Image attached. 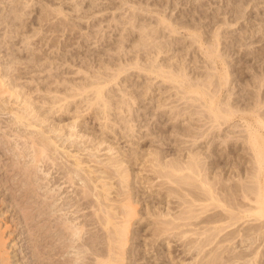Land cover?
I'll return each mask as SVG.
<instances>
[{
  "label": "bare ground",
  "instance_id": "6f19581e",
  "mask_svg": "<svg viewBox=\"0 0 264 264\" xmlns=\"http://www.w3.org/2000/svg\"><path fill=\"white\" fill-rule=\"evenodd\" d=\"M178 2L179 0H177V3ZM193 2L194 1H192V3ZM194 4H196V2ZM141 5H138L139 7L132 6V9H134V17L141 24L140 26L138 25V37H141V41L133 50V54L137 57V59H135L136 62H128L126 65L120 66L113 76L109 75V77L106 76V78L101 75L98 76L99 78H96V82L93 80L96 85L90 87H93L91 91H93L92 93L95 95L93 96L94 98L92 97L90 102H88V97L83 99L88 100L89 107L99 106L96 111L94 110L96 115L95 119L98 121L104 120L101 122L103 127L105 126V128L110 129L112 133H116L117 130H114V126L120 125L118 129L121 131L118 140L125 138L129 141L132 136H135V125L138 122L140 126H148L146 128L148 130L147 134L141 133V136L138 137V144L143 145V143L147 142L153 144L157 141L161 143V145H165V149L162 147V149L157 150V152L154 151L152 157L147 160L150 168H144V170L151 173V177L149 176L150 179H158L157 183L164 186V189L166 187L167 192H169L168 196L171 195L178 200L172 201L178 205L176 207L184 206L186 208L183 210L182 207L181 213L179 212L180 214L178 212L175 214V211L173 213L169 212L170 208H167V213L162 212L160 209L161 213L158 212L159 214H155L158 215V218L161 217L159 219L160 222L157 223L154 232L151 234L156 233L159 237H162L174 230H178L180 233H186L187 230L184 229V231L182 229L192 225L196 227L193 228V230L190 229L194 231L192 234L197 235V238H199L192 243H198V245H200L199 252L203 251L208 246L209 249L212 243H220L217 248H221V250L217 248L213 249L215 254H213L214 256L212 259L209 257L212 256L210 255L212 250L209 249V251L205 249L209 251V253H205L202 259H200L202 264H239V262L242 263V261L248 264H251V262L255 264L258 257L260 259L261 256H264L263 248L261 249L260 247V249L263 250V255H261L258 249L259 245L257 244L258 246H255L256 243L260 245L264 243V98L260 99L257 97L251 99L247 96L250 100L245 102H249L248 108L242 100L244 103L243 105L246 107L245 109L236 107L237 105H234L235 99L233 100L232 97H227V99H224L225 97L223 98L224 91L231 83L233 84L234 80L231 79L232 77L230 76L231 69L229 70V67L231 65L228 64L229 62H226L227 59H225L226 61L223 59L224 55L222 56L219 52L220 50H218L221 35H219L217 31L213 34L212 38H210L211 40L207 39L204 33L199 32L196 28L192 29L191 25H180L186 15L182 16L181 20L174 19V17L172 18L169 14H167L168 16H164L160 13L152 15L154 12L152 9H148L149 6H147V4V8L143 7L144 4ZM118 9H121V7ZM148 14L151 15L147 16ZM133 18H131V21ZM152 18H155V20L151 21ZM142 19L144 20L143 22L140 21ZM153 21L156 22L155 26L150 25L151 22L154 23ZM181 29L189 30V35L192 37V44L194 42L198 44L202 50L205 63H209L210 66L208 67H211L210 72L208 70L205 72L207 76L204 75L205 79H202V76L200 78L197 77L200 70L198 68L199 65H197V63L201 61L200 56H195L194 60L190 59L191 61H188L189 59L186 60L187 57L180 58L177 54L175 55V57H177L176 59H174L175 57L173 58V56L171 57L173 53H176L177 46L179 47L181 44L174 36L180 34ZM166 30L169 34L173 35V39L169 40L170 42L165 39V41L159 40L160 38H165ZM181 46L183 45L181 44ZM189 49L184 53L187 54ZM258 55L259 54L251 56L258 59ZM247 56L246 54V57ZM127 67H130V69L132 67L137 68L139 72H137L138 78L141 79L139 82H145L147 85L145 86V83L144 86L142 83H135V85L137 84L135 86L137 88L135 95L132 96L131 93H126L125 90H123V97L120 96L121 98L119 97V99L115 100L113 97L116 95L113 96V94H111L114 90L108 88L109 84L116 81L121 73L126 72L129 69H127ZM114 71L115 69L113 73ZM240 71L237 76L239 75V80L243 81V73ZM208 72L209 74L207 75ZM102 74L104 73L102 72ZM256 74H254L255 77L253 80H246L245 83L248 86L255 84L257 81L261 82V79L258 78V75L256 77ZM92 77L93 76H91V78ZM150 78L155 80L158 79L157 81L163 82L157 85L152 81L151 83L145 81ZM75 88L76 87H74V89ZM122 88H120V90ZM83 89V91H80L86 94L89 88L87 89L85 86ZM5 90L7 93V89ZM171 92L176 96L172 97ZM0 93L2 94L3 92L0 91ZM229 93L232 94L233 92H228L226 96L230 95ZM108 94L111 96H107ZM167 94L169 96L171 94V100H169L170 98L164 100ZM128 95L130 98H125V96ZM1 96L0 113L4 111L10 112V114L14 113V118L12 117V119L13 121L15 120V123L13 122L14 125L16 124V128H13L14 132H16L15 135L24 139L22 143L28 144V147H24L25 145L20 147L19 145L21 143H15L14 152L16 153L14 157L18 158H16V161L19 160V164L21 165L14 164L8 168L6 165V174H8V172H12V174L3 175V177L0 174V264H78V262L82 261H78L82 254L79 255L80 252L74 250L77 247L75 246L77 240L81 241L80 248H82L83 245L84 248L86 247L85 250H89L88 247L93 246L91 245L92 243H99V245L103 242L104 244L109 243L108 251L107 249H100V251L96 253L93 249V253L98 255L95 264H120L122 259L118 261V258L124 255V251L120 254L118 250H120L121 247H125V243L129 241L127 236L128 233L126 232L132 224V219L137 216V206H135V203L138 202L136 200H139L137 198L139 196H137L138 194L136 192L135 194H137V197H133V192H135L134 189L132 193L129 192V194H125L126 196L121 194L124 197H122L121 200L119 197L118 200L113 199L110 194L113 188V190L116 191L117 187L115 189V184L117 180L118 184L122 183V186H124V183L128 185L127 181L130 183L129 178L133 168L132 166L136 165L138 161L142 162L143 159L141 158L143 156L139 157L138 154H135L134 158L130 156V158L126 160L124 158L126 154L121 152L118 147L116 151L117 154H119L114 156L113 154L115 151H113V149H116V147L113 146L114 142H109L108 132H106L103 133L105 134L104 138L98 140L94 139L97 141H95L96 143L91 142L94 141L92 139L89 142L94 144H92L94 147H91L93 151L106 149L107 147L105 146L103 149H100V147L109 142L110 146L106 149V155L104 154L107 158L99 159L100 156L98 155L101 154L98 152V155H96L95 151L90 152L91 154L87 152L90 157L95 159L90 160L88 157L83 158L81 150L86 151L85 149H88V146H84L87 144L88 140L82 139V142L79 137L81 132L79 136L76 133V127L79 124L75 125L74 122L68 125L70 133L66 136L67 138L65 137L66 139H64L66 140L65 142H69V145L63 144L65 143L64 140L60 144L59 140L61 137L58 139V133L60 132V134L66 135L67 130L65 133H61L65 131L60 128L61 126H55V129L51 128V130L44 129L45 127L43 124H46L49 116H43L44 112H42L39 107L35 106V103L28 102V99L26 101L29 103L30 107L33 106L32 110L35 111V114L30 117L31 113L30 111L28 112V110H26L27 113L23 110H16V112H14V109L11 108V102H9L11 105L8 104V101L5 100L6 97L4 98V96ZM76 96L78 95L66 93L65 97L62 96L63 98L59 99L57 97V100H53L54 102L52 104H59L58 109L55 106L56 110L62 111L63 115V113H67L69 104L73 102L71 100ZM69 98L72 99L69 100ZM131 99L133 101H131ZM245 100L247 99L245 98ZM13 103L15 104V102ZM135 104L137 113L133 109ZM116 109L120 112L112 114L111 111H117ZM239 112L240 114L242 112L245 113L244 115H240L245 125H243L244 128H241V130H237L240 134L236 135V130L235 132L233 130H226L229 126L231 129L234 122L236 123V121L233 120L239 117ZM47 115L49 114L47 113ZM11 122L12 121H10V123ZM111 122H113V124ZM225 125H227V127H224ZM238 126L240 125H235L234 129ZM56 132H58V136L55 135ZM7 133H10V131ZM75 135L77 137H75ZM116 135L118 136V134ZM11 136L7 135L6 137L11 138ZM78 137L80 140L79 142ZM170 137H175L176 141L173 139L172 141ZM142 139L143 141L140 143ZM169 139L172 142H170ZM9 140L11 141L9 138L6 142L0 141L1 146L5 147L6 145L7 147ZM178 140H181V142H177ZM174 141L178 144L173 147L170 143L175 145ZM82 146H84V148H82ZM6 147L3 149H6ZM5 151L7 152L8 149L3 152L5 153ZM171 152L176 154L177 157L166 160V156ZM28 155L30 156L29 161L31 163L26 165L27 162L24 161L23 164V162H21L23 161L22 158L25 160ZM183 155L186 159L183 158L182 160L181 156L183 157ZM83 156L85 155L83 154ZM123 163L128 166L124 165L125 167H123ZM42 167V170L45 171V175L38 174V170L41 172ZM52 167H54L55 170L51 173L49 169ZM50 173L51 175L57 174V176L55 175L53 178ZM49 175L54 181L48 178ZM16 177H18L16 180H21V184L18 181L16 183L13 182ZM61 179H63V181ZM39 180H43L46 183L43 181L44 184L42 182L40 183ZM60 180L62 181L61 183H59ZM49 183H52L50 184L51 186H49ZM61 184H64L65 187L68 184V188L73 185H80L81 187L80 189L77 186V188L80 189L79 192L76 190L73 191L76 192L75 197L69 198L68 201H66L65 206L67 207L68 205V211L64 208L66 212L63 213V206L62 209L60 208L59 210H57V207H54L55 204L56 206L62 204L57 205L56 203L58 195L60 196L65 189L62 190ZM54 185L58 188L57 192V188H52ZM44 186L47 190L45 189V192H41ZM9 189H11V191L7 192ZM60 189L62 192H59ZM18 191L20 192L19 194L17 193ZM115 194L116 193H114V195ZM66 197L67 196L64 198ZM91 206L96 207L93 213V216L96 218H92L90 215L92 213L90 212L89 214L82 212L89 209ZM73 207L76 208L72 209ZM169 207L171 206L169 205ZM58 211L61 213L58 214ZM68 212L71 214H73V212H82L80 215L82 219L80 217V222H77L76 220L79 219V216L72 217L74 214L71 216ZM68 214L70 216H68ZM94 219L103 230H105V233L103 232L104 235H102L104 236V240L101 238L103 242L99 240V236L96 237L89 232L88 226H91L94 222H92V220ZM190 220L193 221L190 222ZM7 240H9V242ZM232 243H244L245 246L243 249L237 251L236 249L238 247L230 248L228 246ZM65 253H67V257L62 256L64 259L62 258L63 260H61L60 256L62 254L65 255ZM85 258L86 257H84V260ZM88 258L90 257L88 256ZM206 258L210 259L205 260ZM86 262L85 264H89L87 260ZM244 262L243 264H245ZM262 262H264V259Z\"/></svg>",
  "mask_w": 264,
  "mask_h": 264
},
{
  "label": "rangeland",
  "instance_id": "374dc122",
  "mask_svg": "<svg viewBox=\"0 0 264 264\" xmlns=\"http://www.w3.org/2000/svg\"><path fill=\"white\" fill-rule=\"evenodd\" d=\"M192 1L194 2L192 3ZM140 2L142 5L144 4L143 7H146L147 4V6H149L148 9L149 8L150 10L152 9V11L154 12V13L152 12L153 13L152 15H157L160 13L164 16H168L167 14H169V16L171 15L172 18L174 17V19L177 20H181V17L186 15L183 19L182 24L180 25L181 26H183L184 24L191 25L192 29L196 28L199 32L204 33V36L207 39L212 38L213 34L216 31L219 33V35H221V37L219 36L221 39L218 50H220L219 52L222 54V56L224 55L223 59L224 60L227 59V61L226 60L225 61L227 63L229 62L228 64L232 66L229 67V70L231 69L230 76L232 77L231 79L234 80V81L232 80L233 84L231 83V85H229L224 91L223 94V98L225 97L224 99H227V97L229 98L232 97L233 100L235 99L234 105L235 106L237 105L236 107H239L240 109H245L246 107L243 104L247 101H250L249 98L251 99L257 97H259L260 99L264 98L263 97L264 95V0H179L178 3L177 0L176 1L175 0H169V1L168 0H149V1L148 0H0V83H1L0 91L3 92L2 94L0 93V96L2 95L1 97L4 96V98L6 97L5 100L8 101V104H10L9 102H11L12 104L11 108L14 109L13 110L14 112H16V110L17 111L23 110L27 113L26 110H28V112L30 111L31 113L30 117L35 114L34 113L35 111L32 110L33 106L30 107L29 103H27L26 101L28 99V102L35 103L34 105L39 107V109L42 112H44L43 116L44 115L49 116V119L48 121H46V124L45 123L43 124L45 127L44 129L51 130V128L55 129V126L56 127L61 126L60 128L62 130H65L62 131L61 133L63 132L65 133L67 130L66 135L60 134L59 131H58L59 133L56 132L55 135H57V133L59 134L58 139H60L61 137V139L59 140L60 144L63 142V140L64 142L66 141L65 140L67 138L66 136H68V134L70 133V128H68L69 127L68 125L74 122L75 125L79 124L76 127V133L79 136L81 132V135L79 136L80 140L82 139L86 141L88 140L87 144L84 145V146H88L87 147L88 149H85L86 151L81 150L83 158L88 157L90 160L95 159L90 157V155H88L87 152L91 154L90 152L93 151L91 150V147L92 148L94 147L93 143H96L97 142L96 140L100 138H104L105 134L103 133L106 132H108L107 134L110 139L109 142L110 141L114 142L113 146L116 147V149H113V151H115L113 154L114 156L115 155L117 156L119 154V153L117 154L116 151L117 147L120 148L119 150L121 152H124V154H126L124 156L126 160L127 158H130V156L131 158L132 156L134 158L135 154L136 155L138 154L139 157L143 156L141 158L143 159L142 162L138 161L136 162V165L132 166L133 168L129 178L131 184L129 183V181H127L128 185L126 183L127 185L126 186L124 183L123 184L124 186H122V183L118 184V180H117L115 184V189L116 187L117 189L115 191L113 190L114 189L113 188L112 193L110 194L113 199L118 200L119 197V199L121 200L123 195L126 196L125 194L127 193L129 194V192L132 193L134 189L135 192H133V197L139 196L137 197L139 200H136L138 202L135 203V206H137V216H135L132 219L131 226L132 225L133 226L132 227L130 226L129 229H127L128 231L126 232L128 233V235L127 234L126 235L128 236L129 241L125 243V247L122 248L120 246L122 250L121 249L118 250L120 251V254H122L123 253L122 251H124L123 253L124 255H121V257L119 256L120 258H118V261L122 259V261H120V264H202L201 263L202 261L200 262V259H202L203 255H205V253L208 254L209 251L212 250V252H210V255L212 256H209L212 259V257L214 256L213 254H215L213 249L217 248L220 245V243L219 244L212 243L214 246L211 244L209 248L210 250L208 249L209 246L205 248L208 249L209 251H206L204 249L203 251L199 252L200 245H198V243L197 244L192 243L193 241L195 242L197 239H199L197 238V235L192 234L194 231H191L193 230V228L196 227L192 225L188 227H184L182 230L184 229L187 230L188 232L186 231V233L185 232L180 233L178 230H174L171 233L162 236L163 238L159 237L156 233H154L155 235L151 234L154 232V228L156 227L157 223L160 222L159 219L161 218V217L158 218V215L155 214H157L158 212L161 213V210L162 212L167 213L169 208H170L169 212L173 213L175 211L174 213L177 214L176 212L181 213L182 207L183 210L184 208H186L184 206L176 207L178 205H176V203L172 201H176L177 199H175L171 195L168 196L169 192H167L166 187L164 189V186L159 185L157 183L158 179H156L157 181L154 178L150 179L151 173L144 170V168L146 169L150 168L149 164L147 163V160H149L152 157L154 151L157 152V150L162 149V147L165 149L166 148L165 145L163 146V144L161 145V143L157 141L153 144H150L149 142L143 143V145L138 144L139 142L138 137L141 136V133L147 134L148 130L146 128L148 126L146 125L140 126L138 125L137 121H136L137 122L136 125L134 122L135 130H136L134 133L135 136H132L129 141H127L125 138H121L120 140H118L121 131L120 129H118L120 125L114 126V130L115 131L117 130L116 133L115 132L112 133V131L110 129H106L105 126L103 127L102 126L103 124L101 122H103L104 120L98 121L95 119L96 116L95 111L99 106H95V107L91 106L92 107L91 108L89 107V103H88L90 102L91 98L95 96L93 95L94 93H92L93 91L91 90H93V87L96 85V83L94 82H96V78H99L98 76L101 75L102 77L105 78L106 76L109 77V75L113 76L115 72H117L120 66L126 65L128 62L129 63L136 62L135 59H137V57L135 56V54H133L134 52L133 50L140 44L141 41L140 39L141 37L140 38L138 37V32H139L138 25L140 26L141 24L134 17V13H133L134 9H132L133 8L132 6L139 7L138 5H141ZM195 2L196 4H194ZM189 3L190 4L192 3L193 5L192 4L190 5ZM119 7H121V9H118ZM150 15L151 14H148L147 16ZM131 18H133L132 21ZM152 20H155V18H152L151 21ZM140 21L143 22L144 20L142 19ZM153 22L154 23L151 22L150 24L151 26L156 25V22L155 21ZM188 31H189L188 29H181L180 34L174 35L176 37V40H179V43L181 42L183 46H181V44L179 47L177 46L176 53L175 54L173 53L171 57L173 56L174 58L175 55L177 54L180 56V58L187 57L186 60L189 59L188 61H191L194 60L195 56L196 57L200 56L201 61L197 63V65H199L198 68L200 69V70L197 69L199 70L197 77L200 78L202 76L201 78L203 79L206 76L205 72H207V70L210 72L211 67H208L210 66L209 63L208 64L205 63L202 50L198 46V44L195 42H194L195 44L193 43L194 45L192 44V37L189 35ZM168 34L169 32L166 30L165 38L163 37L162 39L160 38L159 40L163 41L165 39L166 41L170 42L169 40L173 39V35L171 34L168 35ZM187 46L188 49L189 48L190 49L189 52L186 54L184 52L185 51L187 52L188 50ZM255 53L259 54L258 59L251 56V55L255 56L256 55ZM246 54L248 55L247 57ZM176 58L177 57H175L174 59ZM112 69L113 70L115 69L114 73ZM127 69H128L126 71L127 73L126 72L121 73L119 75V78L116 81L112 82L113 84L112 83L109 84L108 88H112V90H114L111 94H113V96L114 95L117 96V98L116 96L113 97V99L115 98V100L119 99L120 96L123 97L124 95L123 90H125L126 93L127 92L131 93L132 96L135 95L137 89L135 87L137 84L135 85V83H138L141 80L138 78L139 72L137 68L132 67L130 69V67H127ZM239 71L244 74V75L242 74V76L244 77L243 81L239 80V75L237 76ZM102 72L104 74H102ZM209 72L207 73V75L209 74ZM254 74H256V77L258 75V78L261 79V82L257 81L255 84H253L254 86L253 85L248 86L245 82L246 80L249 81L253 80V78L255 77ZM90 75L93 76L94 78L93 77L91 78ZM157 80L150 78L149 80H145V81H148L150 83L152 81L157 85L162 84L163 81L159 82ZM139 83H142V81ZM144 83H142L143 86ZM146 85L147 84L145 83V86ZM85 86L87 89L89 88L88 90H90L91 92L88 90L86 91V94L85 92H82ZM91 86L93 87L90 88ZM74 87H76L75 88L76 90L74 89ZM120 88L122 89L120 90ZM5 89H7V93ZM228 92H233L232 93L233 95L229 93L230 95L226 96ZM66 93L70 95L77 94L78 96L74 97L73 99L69 98V100L72 99L71 101H73L72 103L69 104L68 107L69 112L67 111L66 114L63 113L62 115V111L56 110V107L58 109L59 104L53 105L52 103L55 100H57V97L58 99L63 98L62 96L65 97ZM168 94L164 97L165 98L164 100L169 98H170L169 100H171V94L172 97L176 96L175 94L173 95V92H171L170 96ZM107 96H111V95L108 94ZM128 96H125V98L127 99L130 98V96L129 97ZM247 96L249 98H247ZM83 98L84 99L87 98L89 101L87 99L84 100ZM245 98L247 100H245ZM242 100L244 103L242 102ZM131 101L133 100L131 99ZM13 102H15L16 106ZM248 103H245L247 105V108L249 107ZM135 108H137L136 104L133 109L135 110ZM6 112L4 111L3 113H0V141L6 142L8 141L9 138L11 139V141L9 140V144L10 143L11 144L7 145V147L9 146L8 148L5 145L6 149H3L5 147H2L0 144V148H1L0 174L2 175V177L3 175L6 176L8 174L10 175L12 174V172H8V174H6V169L9 166L14 164L16 165L19 164V160L16 161L18 158L14 157V154L16 153L14 152L15 143H19V144L21 143L19 145L20 147L24 145H25L24 147H28V144L26 145L25 143H22L24 142V139H21L17 137V135H15L16 132H14L13 128H16L15 127L16 124L14 125L15 120L13 121L12 119V117L14 118L13 116L14 113L10 114V112L9 113ZM111 112L112 114H114L120 111L117 110ZM135 112L137 113V109L135 110ZM47 113L49 115H47ZM244 114L245 113L243 112L241 114L239 112L238 113L239 117H236L233 120L236 121V123L240 126L235 127L234 129V126L237 125L235 122H234L235 125L233 124V126H231V129L230 126L227 127V125H225L224 127L228 128L226 131L233 130L235 132L236 130L237 132L236 135L240 134V132H238L237 130L239 129L241 130V128H244L243 125H245V122L244 120L241 119L240 116ZM10 121L12 122L10 123ZM111 123L113 124V122ZM9 131L10 133H7ZM85 134L88 137H86ZM116 134H118V136ZM7 135L11 136V138L10 137L7 138L6 137ZM75 137L77 136L75 135ZM79 137H78V142L80 141ZM91 139L92 140L96 139V140L91 141ZM172 139L175 140L176 138L172 137L171 140ZM171 140L170 142L173 141ZM142 141L143 139L140 140V143ZM179 141L181 142V140H178L177 142ZM109 142L103 144V146H101L100 149H103L104 146L107 147L106 149H108V146H110ZM63 144L69 145V142L67 141ZM177 144L176 142L175 145L170 143V145H172L173 147L176 146ZM84 146H82V148H84ZM7 149L9 153L8 151L7 152L5 151L4 153L3 151ZM106 149L100 150L102 152L98 150H94L96 152V155H98V152L99 154H101L98 155L100 156V158L98 157L99 159L107 158L105 156L106 155L105 152L107 151ZM83 154L85 156H83ZM28 156L25 158V160L24 158H22L23 161L21 162H23V164L24 161L27 162L26 165L31 163L29 161L30 156L29 157ZM176 157H177L176 154L171 152L169 153V155L166 156L165 159L170 160ZM183 158L186 159L184 155L183 157L181 156L182 160ZM125 163H123V167L128 166L126 165L127 163L126 164ZM20 165L21 164H19V166ZM42 169L43 167L41 168V170ZM54 170H55L54 167L49 169L51 173ZM38 172L39 175L40 174L45 175L44 170H42L41 172L40 170H38ZM50 175L48 176V178H50ZM55 175L57 176V174ZM55 175H51V176H53L54 178ZM146 177L149 178L145 179ZM17 178L18 177L15 178V181L13 180L12 181L15 183L18 181L20 183L21 180L20 179L16 180ZM50 180L54 181L52 180V178H50ZM61 180L63 181V179ZM61 180L59 183L62 182ZM42 181L39 180L40 183ZM43 182L46 183L45 181ZM52 183H49V186H51L50 184ZM54 186L52 187L53 189L57 188V186L55 187ZM67 186L68 184L66 185V187L64 184L62 185L61 187L62 190L65 188L63 190L64 192L60 195L62 198L58 195V198L56 200L57 205L61 203L62 204L59 206H56L55 204L54 206L57 207V210H59L60 208L62 209L63 206L64 211L60 210L62 211V213L68 211L67 209L68 205L66 207L65 203L66 201H68L69 198L75 197L76 192L73 191L76 190L77 192H79V190L81 189L80 185L79 186L73 185L70 186L69 188ZM77 186L80 189H78ZM44 187L41 189V192L43 191L45 192L46 187L45 188ZM62 190L60 189L59 192H62ZM125 190H127L128 192ZM10 191L11 189H9V191L7 192ZM12 191L15 192L14 190ZM57 191L58 188L56 192ZM136 192L138 195L135 194ZM17 193L19 194L20 192L18 191ZM114 193L116 194L114 195ZM65 196H67L68 198L67 197L64 198ZM169 205L172 208L169 207ZM64 208H66L67 210L65 211ZM75 208L76 207H73L72 209ZM95 208L96 207L91 206L89 209H86L85 211L82 212L88 214L90 212L92 213L90 214L92 218H96L95 216H93L94 215L93 213L95 212ZM60 211H58L59 213L58 212L57 213L60 214L61 213ZM82 212L79 213L73 212L74 215L71 214L70 212L68 213H70L71 216L73 215L72 217L79 216L78 217L79 219H77L76 221L80 222V220L82 219V217L80 216ZM70 215L68 214V216ZM191 221L193 220H190V222ZM92 222L93 225L91 224V226H88V229L90 230L89 231L90 234L91 235L93 234L96 237L99 236V240L102 239L104 240V236L102 235H104L105 230H103V228L99 225V223L96 222L95 219L92 220ZM94 225L97 227H95ZM7 241L9 242V240ZM75 244H76L75 246L77 247L74 250L79 251L80 252L79 255L85 254L83 256L81 255V257L78 260V261L82 260L84 262L81 261L78 262V264L80 263L85 264L87 263L86 260L88 261L89 264H95L98 259V255L93 252L95 251L97 253V251H100V249H107L108 251L109 249L108 247L109 243L104 244V242L100 243V245L99 243H94V244L92 243L91 245L93 246L88 247L89 250L88 249L85 250L86 247L84 248L82 245L84 251L82 250V248H80L81 246L80 240H77ZM241 244L232 243L228 246L230 248L238 247L236 250L239 251V249L241 250L245 246L244 243L242 245ZM257 244L259 245L258 249L260 254L263 255L262 251L264 250V243H261V245L259 243H256L255 246H258ZM260 247L261 249L263 248V250H261ZM115 250L117 251V248ZM218 250H221V248H219ZM62 256L67 257V253H65V255L62 254L60 256L61 260L64 259V257ZM88 256L90 258H88ZM84 257H86L87 259L85 258L84 260ZM263 257L264 256H261L260 259L258 257L259 261L257 260L255 264H261V263L264 264V262H262L264 259ZM210 258H206L205 260H208ZM243 262L244 261H242V263L239 262V264L240 263L243 264ZM204 264H208V263H204Z\"/></svg>",
  "mask_w": 264,
  "mask_h": 264
}]
</instances>
